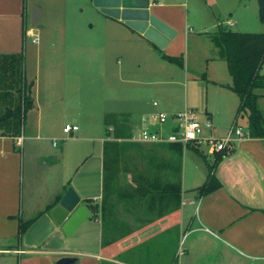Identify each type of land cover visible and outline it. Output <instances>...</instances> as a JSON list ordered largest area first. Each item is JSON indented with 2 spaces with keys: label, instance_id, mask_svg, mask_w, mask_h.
Instances as JSON below:
<instances>
[{
  "label": "crops",
  "instance_id": "0c3cea01",
  "mask_svg": "<svg viewBox=\"0 0 264 264\" xmlns=\"http://www.w3.org/2000/svg\"><path fill=\"white\" fill-rule=\"evenodd\" d=\"M193 2L192 13L190 0H150V12L175 30L160 47L94 4L101 22L98 38L90 33L80 42H59L62 26L50 22L36 31L33 27L38 37L34 41L27 29L32 27V6L39 0H0V264H57L68 254L79 256L75 264H264V137L248 129L214 168L221 185L206 194L198 192L208 171L199 183H189L188 196L185 146L180 151L168 142L135 140L129 154V187L152 177L164 192L150 210L129 202V211L121 212L119 221L127 220L131 231L103 243L105 141L132 140L144 114L167 107L151 86L162 73L161 59L168 61L163 53L183 54L189 70L193 61H226L217 38L220 28L264 31L255 0ZM255 9L260 22L253 17ZM45 14L43 9L37 22ZM253 24L256 29H246ZM112 39L116 46L134 47L139 59L107 61ZM90 46H100L104 60H87ZM27 94L33 103L24 111ZM233 107V101L226 100L223 108L233 116ZM170 108V114L182 110ZM207 114L211 120L214 112ZM67 122L79 128L67 133ZM212 127L207 134L219 137L230 128ZM207 152L212 157L208 165L213 164L217 153ZM70 185L90 213L67 235L51 208ZM30 219L19 236L21 221Z\"/></svg>",
  "mask_w": 264,
  "mask_h": 264
},
{
  "label": "rangeland",
  "instance_id": "374dc122",
  "mask_svg": "<svg viewBox=\"0 0 264 264\" xmlns=\"http://www.w3.org/2000/svg\"><path fill=\"white\" fill-rule=\"evenodd\" d=\"M257 2L258 1L255 0L256 6L258 4ZM38 5L46 10V14L39 22L35 24L31 23V26L34 27V31L43 24L51 22L58 26L61 24L62 26V34L60 38H58L59 42L63 40L62 38L73 42H80L82 38L84 39L90 33L96 35L98 38L97 34L101 22L99 13L90 0H39ZM189 5L190 11L193 13V0H190ZM226 15L227 14H224L222 17ZM228 17H230V15H228ZM253 17L255 21L257 20V22H260L257 16V9H255V15H253ZM230 27L234 30L237 29L232 25H230ZM247 27L246 29H256L255 24ZM48 36L49 35H47V37ZM111 42L113 48H111L109 54H106L107 61L128 63L139 59L137 57L138 53H135L134 47L128 44L116 46L113 39ZM220 46L224 51L223 46L221 44ZM88 47L89 45H86V49ZM90 51L91 52L87 55V60H104V51L100 46H90ZM77 56L78 54L76 53L75 58ZM161 62L163 63V65H161L163 70L162 73L157 74L159 78L173 82L178 79L181 80V82L177 84L166 83L159 78L152 82L153 95L155 97H161L164 105L166 104L168 107L163 106V110L165 109V111L169 112V109H171L170 107H179L181 109L185 107L194 108L200 113V120L202 123L208 120L207 111L212 110L214 114L211 121L215 129H218V127L224 129L227 126L229 128L234 123L241 126L244 130L248 129L247 117L243 118L242 115L236 116L239 97L228 85L231 83V75L224 59L215 57L214 59H210L208 64L205 62L193 61V68H189V70L184 66L163 59H161ZM196 67L198 68L196 69ZM174 75L175 80L172 79ZM214 80L224 82V85H218ZM226 100H231L234 103L235 108L233 107V116L223 108ZM260 107L264 113V99L261 101ZM212 128L213 127L206 128L205 130L211 131ZM184 152L186 155V173L188 174V180L186 181V192L188 196L192 194V188H188L189 183L198 182L202 175L208 173L210 166L208 165L207 158L211 161L212 157L207 152V148L204 144H198L196 149L190 144L186 145ZM129 154L130 151L121 154L120 158L117 160L120 164L119 180H117L119 183L128 182V179H125V174H127L126 167L129 166ZM140 157L143 159L142 156ZM119 256L127 258V256Z\"/></svg>",
  "mask_w": 264,
  "mask_h": 264
},
{
  "label": "trees",
  "instance_id": "16d2710c",
  "mask_svg": "<svg viewBox=\"0 0 264 264\" xmlns=\"http://www.w3.org/2000/svg\"><path fill=\"white\" fill-rule=\"evenodd\" d=\"M259 2V16L264 21V0ZM218 40L223 46L224 55L227 61L228 70L231 74V83L228 84L239 97V104L236 116H246L248 120V130L253 136L264 137V113L259 105V98L264 96V72L261 71L264 65V31H239L227 28H220ZM152 43L156 44L152 40ZM157 45V44H156ZM163 57L172 63L184 66V55H170L163 53ZM30 94L25 97V109L32 104ZM19 111V110H18ZM2 117L0 118V120ZM167 143V142H166ZM178 146L181 151L183 144L180 142H168ZM136 144L135 140H106L105 141V182L104 195L101 204L102 220L104 225L103 243L107 245L122 235L128 234V222L119 221L120 213L129 211V202L137 203L139 208L146 206L152 208L156 198L164 192L163 187H159L158 180L150 177L143 180L137 186L130 188L127 183L118 182L120 164L117 161L121 154L130 151ZM216 160L210 164L209 173L205 182L197 189L200 194H206L221 185L215 175L214 168L222 157L230 152L226 150L215 151ZM128 173V167H126ZM125 179L127 174H125ZM127 181V180H126ZM177 194L180 196V181H178ZM131 193V194H130ZM88 203L91 199H85ZM122 208H119L120 203ZM92 208L99 209V205ZM32 219L21 221L18 235L21 236L28 228Z\"/></svg>",
  "mask_w": 264,
  "mask_h": 264
},
{
  "label": "water",
  "instance_id": "95a60500",
  "mask_svg": "<svg viewBox=\"0 0 264 264\" xmlns=\"http://www.w3.org/2000/svg\"><path fill=\"white\" fill-rule=\"evenodd\" d=\"M93 4L106 14L123 19L127 24L142 32L147 38L160 47L166 46L175 35V30L150 12V0H93ZM43 14L38 5L32 6V23L35 24ZM88 206L81 203V196L72 185L68 186L58 203L51 208L55 220L62 224L67 235L72 234L89 216ZM79 256L68 254L60 256L57 264H75Z\"/></svg>",
  "mask_w": 264,
  "mask_h": 264
},
{
  "label": "built area",
  "instance_id": "2783aa9c",
  "mask_svg": "<svg viewBox=\"0 0 264 264\" xmlns=\"http://www.w3.org/2000/svg\"><path fill=\"white\" fill-rule=\"evenodd\" d=\"M27 33L37 41L38 37L33 31V27L27 29ZM264 66V65H263ZM155 105L159 102L154 100ZM204 123L200 120V113L194 109L186 107L178 112L170 114L165 110H157L150 114L143 115L140 130L133 135L132 140L148 142H180L184 146L188 144H204L207 150L215 152L226 150L231 152L237 138L247 135V131L235 123L230 126L227 133L222 136L207 134L206 128L212 127L210 118ZM79 128L75 122H67L63 130L67 133Z\"/></svg>",
  "mask_w": 264,
  "mask_h": 264
}]
</instances>
